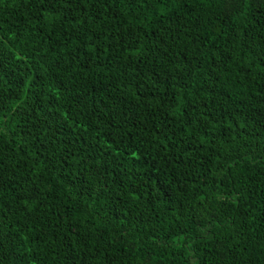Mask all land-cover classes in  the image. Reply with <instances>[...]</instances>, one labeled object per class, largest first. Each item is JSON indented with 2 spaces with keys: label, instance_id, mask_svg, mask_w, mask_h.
I'll return each instance as SVG.
<instances>
[{
  "label": "trees",
  "instance_id": "trees-1",
  "mask_svg": "<svg viewBox=\"0 0 264 264\" xmlns=\"http://www.w3.org/2000/svg\"><path fill=\"white\" fill-rule=\"evenodd\" d=\"M0 264H264V0H0Z\"/></svg>",
  "mask_w": 264,
  "mask_h": 264
}]
</instances>
